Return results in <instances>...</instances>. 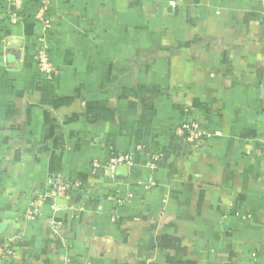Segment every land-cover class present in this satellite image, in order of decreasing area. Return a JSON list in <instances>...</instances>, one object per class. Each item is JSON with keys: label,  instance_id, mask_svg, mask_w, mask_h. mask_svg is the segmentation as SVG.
Here are the masks:
<instances>
[{"label": "crops", "instance_id": "0c3cea01", "mask_svg": "<svg viewBox=\"0 0 264 264\" xmlns=\"http://www.w3.org/2000/svg\"><path fill=\"white\" fill-rule=\"evenodd\" d=\"M23 1L13 23L0 0L9 264H264V0H52L49 30L41 0ZM42 40L54 79L34 57ZM188 121L209 133L201 147L175 136ZM113 153L132 164L92 176ZM55 172L83 187L25 220Z\"/></svg>", "mask_w": 264, "mask_h": 264}, {"label": "built area", "instance_id": "2783aa9c", "mask_svg": "<svg viewBox=\"0 0 264 264\" xmlns=\"http://www.w3.org/2000/svg\"><path fill=\"white\" fill-rule=\"evenodd\" d=\"M9 5L10 20L13 23H17L21 20V14L24 8L23 0H6ZM52 0H41L39 8L34 12V18L38 20L44 30H49L52 26L51 20L48 16V12L51 8ZM35 60L38 68L44 72L50 79H54L59 72L58 67L48 53L46 42L41 41L40 46L36 48ZM174 134L181 140H185L194 144L195 147H201L203 140L209 133L201 126L198 121H188L178 124L174 128ZM217 134H219L217 132ZM146 146L139 144L136 146L137 151H144ZM131 153H113L107 160L95 159L90 166V174L96 176L103 174L106 177L115 178L118 166L122 164L131 165L132 160ZM158 160V155L152 156L151 165L154 166ZM155 182L150 180L145 183L146 187H151ZM47 190L44 193L37 194L26 209L23 212V218L28 221L37 220L42 213V209L45 205H49L53 211H57L61 208L59 199L70 198L74 191L80 190L83 187L81 180H68L59 173H51L46 180ZM133 196L132 193H128L125 197L119 191L112 192L108 197L118 204H125ZM115 221V218H111ZM52 230L55 235L62 241L61 237V223L59 221H52ZM64 242V241H63ZM66 246H69V242H64ZM16 255V247L13 244L12 239H6L3 237L0 231V264H9V261ZM264 258V250L262 252ZM256 259L257 256L253 254Z\"/></svg>", "mask_w": 264, "mask_h": 264}]
</instances>
